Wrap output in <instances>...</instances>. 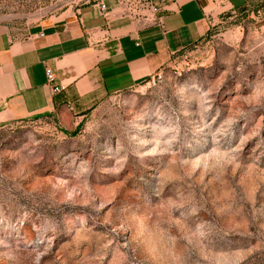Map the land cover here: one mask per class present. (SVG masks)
<instances>
[{"label": "rangeland", "instance_id": "1", "mask_svg": "<svg viewBox=\"0 0 264 264\" xmlns=\"http://www.w3.org/2000/svg\"><path fill=\"white\" fill-rule=\"evenodd\" d=\"M0 264H264V0L85 114L0 123Z\"/></svg>", "mask_w": 264, "mask_h": 264}, {"label": "crops", "instance_id": "2", "mask_svg": "<svg viewBox=\"0 0 264 264\" xmlns=\"http://www.w3.org/2000/svg\"><path fill=\"white\" fill-rule=\"evenodd\" d=\"M66 1L65 10L27 27L0 22V123L57 111L85 114L263 0H152L162 4L161 24L133 20L116 0Z\"/></svg>", "mask_w": 264, "mask_h": 264}, {"label": "built area", "instance_id": "3", "mask_svg": "<svg viewBox=\"0 0 264 264\" xmlns=\"http://www.w3.org/2000/svg\"><path fill=\"white\" fill-rule=\"evenodd\" d=\"M161 7V3L153 2L152 0H116V8L124 15L131 17L133 20L140 19L157 24L162 23L161 18L156 16ZM101 10L105 16L108 14L106 4H101ZM158 75L160 77L159 73ZM46 76L48 82L53 81L54 74L49 68L46 69Z\"/></svg>", "mask_w": 264, "mask_h": 264}]
</instances>
